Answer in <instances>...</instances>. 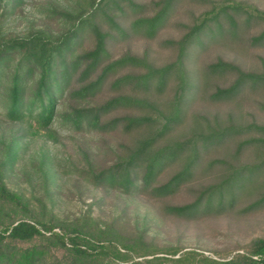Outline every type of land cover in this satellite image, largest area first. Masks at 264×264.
Segmentation results:
<instances>
[{"label":"rangeland","instance_id":"rangeland-1","mask_svg":"<svg viewBox=\"0 0 264 264\" xmlns=\"http://www.w3.org/2000/svg\"><path fill=\"white\" fill-rule=\"evenodd\" d=\"M92 1L95 0H2L0 45L15 37L24 38L35 31H42L55 38L73 26V21L63 14L75 15L89 10ZM132 1L143 5V9L125 7L124 14L114 8L108 10L124 28H128L130 21L136 17L153 15L160 7L155 3L162 0ZM222 1L225 0H173L167 18L152 36L133 33L123 38L117 35L102 15L95 20L103 31L114 34V38L110 37L107 42L111 58L130 53L144 56L155 66H162L175 58L176 47L173 41L178 40L187 27L210 10L214 3ZM227 1H241L264 10V0ZM262 26L253 20L243 28L241 41H231L226 37L210 44L207 42L187 59V70L197 87L180 105V119L160 144L183 139L193 133H205L230 123L264 124V86L246 88L236 97L216 100L211 97V93L216 87L230 85L235 74L232 71L210 74L207 68L209 63L221 59L243 71L261 72L264 68L261 62V59L264 60V43L251 45L247 40L256 35ZM93 45V35L85 27L74 45L73 54L87 51ZM16 71L18 74L24 71V63L18 51L12 52L6 63L0 66V162L7 161L2 183L9 192L17 194L27 204L36 218L45 222L49 220V215L65 222L91 218L100 228L108 230L114 239L129 245L130 242H136V245H131L138 252H151L168 259L189 252L191 254L185 260L188 264L200 261L202 256L208 258V262H211L210 259H229L237 252L248 250L251 241L264 238V203L246 208L259 198L264 189L245 193L222 209L213 207L207 213L195 216H178L165 209L168 205L190 202L200 188L219 181L228 166L222 161L253 162V153L247 151L236 158L232 157L238 140L244 134L232 135L222 143L204 149L193 177L169 197L128 195L118 190L105 189L93 185L85 176L86 172L113 163L149 129L140 127L124 131L119 127L104 133L86 127L75 129L62 120L61 114L71 105L96 106L117 94L132 93L129 86L111 88L109 82L115 75L138 73L143 68L125 66L119 69L108 78L96 95L87 99H70L67 96L59 98L51 134L36 127L31 117L23 120L8 117L7 94L12 75ZM32 81L33 78L27 81L28 88H31ZM176 84L177 78L173 73L163 89L157 90L153 85L150 90L141 91L138 95L153 101L168 114L173 110ZM71 85L74 87L75 81ZM139 112L142 111L137 108L121 107L109 116ZM182 162L179 160L165 168L158 181L168 178L180 168ZM41 205L45 207L44 215L40 213ZM24 216L21 209L0 196V230L8 226L11 219ZM54 231L59 232V229L55 228ZM121 251L124 252L123 249ZM55 254L64 257L65 252L58 248ZM128 254L134 256L135 253L128 250Z\"/></svg>","mask_w":264,"mask_h":264},{"label":"trees","instance_id":"trees-1","mask_svg":"<svg viewBox=\"0 0 264 264\" xmlns=\"http://www.w3.org/2000/svg\"><path fill=\"white\" fill-rule=\"evenodd\" d=\"M172 3L173 0L156 2L155 5L160 7L153 15L136 17L130 21L128 28H124L108 10L114 8L124 14L125 7L141 10L143 5L132 0L92 1L89 10L75 15L64 13V17L73 21V26L55 38L35 31L24 38L15 37L0 45V66L6 63L12 52L21 53L24 71L23 74L16 71L12 75L7 94V115L12 120L31 117L36 127L49 134L57 116L55 107L59 98L87 99L96 95L119 69L125 66L143 68L138 73L115 75L109 82L111 88L129 86L132 93L117 94L96 106L71 105L61 114L62 120L75 129L86 127L103 133L119 127L124 131L140 127L149 129L113 163L86 172L85 176L93 185L105 189L128 195L169 197L193 177L204 149L222 143L232 135L244 134L238 140L232 157L236 158L247 151L253 153V162L222 161L228 166L219 181L200 188L188 203L165 206L169 213L188 217L207 213L213 207L222 209L245 193L264 189V124L230 123L205 133H193L183 139L159 143L180 119V105L197 87L187 70V59L207 42L210 44L226 37L231 41H241L243 28L253 20L263 26L247 42L251 45L263 44L264 10L241 1L214 3L210 10L187 27L178 40L173 41L175 58L162 66H155L144 56L130 53L115 59L110 57L107 42L110 37L114 38V34L103 31L96 17L102 15L117 35L123 38L133 33L152 36L167 18ZM85 27L93 35L94 45L74 55V45ZM261 62L264 67V60L261 59ZM207 68L210 74L226 71L235 74L230 85L216 87L211 93L216 100L236 97L246 88L264 86V68L261 72L243 71L221 59L209 63ZM173 73L177 78L173 110L165 114L153 101L138 93L150 90L153 85L157 90L163 89ZM31 78L32 86L28 88L26 84ZM73 81L74 87L71 85ZM121 107L137 108L142 112L109 116ZM179 160H183L180 168L165 180L158 181L165 168ZM6 164L7 161L0 162V196L21 209L25 216L11 219L8 226L0 230V264H188L185 260L191 254L189 252L170 259L151 252H138L132 246L136 242L129 245L114 239L108 230L100 228L91 218L72 222L56 220L51 215L47 222L36 218L27 204L17 194L9 192L2 183ZM261 203H264V191L246 208ZM40 213L45 214L43 205L40 206ZM55 228L59 232H55ZM58 248L63 249L64 257L55 254ZM128 250H133L134 256H130ZM148 255L151 257L145 258ZM136 257L142 259L137 260ZM209 261L202 256L200 261L192 264H264V238L251 241L248 250L237 252L229 259Z\"/></svg>","mask_w":264,"mask_h":264}]
</instances>
